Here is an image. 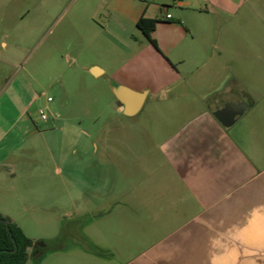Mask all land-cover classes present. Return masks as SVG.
Segmentation results:
<instances>
[{
    "label": "crops",
    "instance_id": "crops-1",
    "mask_svg": "<svg viewBox=\"0 0 264 264\" xmlns=\"http://www.w3.org/2000/svg\"><path fill=\"white\" fill-rule=\"evenodd\" d=\"M140 18L157 21L155 44L137 29ZM46 41L65 45L67 56L45 59L70 66L75 45L89 48L94 58L81 68L104 80L131 123L95 138L110 139L101 152L113 171H125L122 197L78 215L80 245L38 264L54 255L70 258L56 264H264V0H0V75L16 76L31 46ZM13 79L0 82L3 200L54 185L23 181L27 138L39 134L36 97ZM117 88L145 94L137 114H123ZM223 95L247 104L229 127L210 111ZM183 97L193 99L186 105ZM185 105L196 109L174 124L167 114ZM114 217L125 227L107 242L97 226Z\"/></svg>",
    "mask_w": 264,
    "mask_h": 264
},
{
    "label": "rangeland",
    "instance_id": "rangeland-1",
    "mask_svg": "<svg viewBox=\"0 0 264 264\" xmlns=\"http://www.w3.org/2000/svg\"><path fill=\"white\" fill-rule=\"evenodd\" d=\"M89 51V48L84 50L82 45H75L77 61L70 66L63 62L67 56L65 45H51L46 41L37 47L31 46L20 62L16 76L15 71L0 75L2 84L5 78H14L15 86L30 87L27 95L36 97L31 112H34L33 128L39 134L27 138L31 150L23 152L22 165L26 172L25 175L23 171V181L30 177L29 181L54 184L50 191L41 186L27 191L21 199H0V212L4 218L21 225L31 238L52 240L62 234L60 240L46 244L45 250L54 247L71 249L80 245L82 240H78L76 217L95 215V210L108 206L124 193L125 171L110 168V158L101 152L104 147H109L110 139L99 138L105 133L113 134L121 124L129 125L131 121L116 112L112 93L104 80L92 78L81 68L94 58ZM51 52L64 57L62 63L46 60ZM41 93L45 96L40 97ZM47 97L52 102L47 103ZM189 99L193 98H180L186 105ZM186 105L172 109L167 117L175 124L196 109ZM40 110L47 115L46 123L38 118ZM97 135L100 136L95 139ZM138 176L137 181L140 180ZM124 223L114 217L98 224L97 228L110 242L113 241L110 234L124 229ZM95 232L94 228L88 231L91 238H98ZM116 238L117 241L124 239ZM133 239L135 244H142L141 237L134 235ZM79 255H75V259H82ZM63 259L70 258L54 255L47 264H56Z\"/></svg>",
    "mask_w": 264,
    "mask_h": 264
},
{
    "label": "trees",
    "instance_id": "trees-1",
    "mask_svg": "<svg viewBox=\"0 0 264 264\" xmlns=\"http://www.w3.org/2000/svg\"><path fill=\"white\" fill-rule=\"evenodd\" d=\"M156 20H147L140 18L136 24V27L142 34L152 43L155 44L151 39V33L156 25ZM0 220H7L0 215ZM9 221V220H8ZM7 230L6 226L0 223V264H25L29 257L35 263H40L48 253L56 252L61 250L60 248H51L50 250H45L44 248L34 247V242L25 236L21 228L16 224L9 221ZM62 237V234L58 235L57 238L50 241H45L46 244L53 243ZM14 239L17 246V250L14 253L10 251L13 250L14 245L11 241ZM32 250V254H29L28 250Z\"/></svg>",
    "mask_w": 264,
    "mask_h": 264
},
{
    "label": "water",
    "instance_id": "water-1",
    "mask_svg": "<svg viewBox=\"0 0 264 264\" xmlns=\"http://www.w3.org/2000/svg\"><path fill=\"white\" fill-rule=\"evenodd\" d=\"M92 70V74L94 75V71ZM115 98L122 104V112L126 116H132L137 114L144 102L145 94L144 93H135L125 88H117L113 91ZM214 101L210 102L211 108L210 111L213 116L217 119V121L224 127H229L237 121L239 116L245 111L247 104L242 103H234L231 95H223L219 98L213 99ZM4 226L8 229V220H0ZM11 241L14 245V248L11 253H14L17 250V246L13 238ZM45 243L38 241L34 243V247H44Z\"/></svg>",
    "mask_w": 264,
    "mask_h": 264
},
{
    "label": "built area",
    "instance_id": "built-area-1",
    "mask_svg": "<svg viewBox=\"0 0 264 264\" xmlns=\"http://www.w3.org/2000/svg\"><path fill=\"white\" fill-rule=\"evenodd\" d=\"M167 18H169V16H167ZM47 101L50 102L51 101V98H47ZM39 115H40V118L42 121H46L47 120V115L45 114L44 111H40L39 112Z\"/></svg>",
    "mask_w": 264,
    "mask_h": 264
}]
</instances>
